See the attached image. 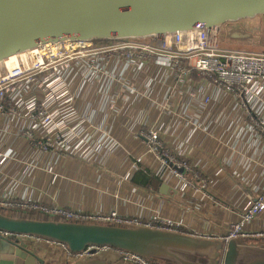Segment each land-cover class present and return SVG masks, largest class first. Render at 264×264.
Wrapping results in <instances>:
<instances>
[{"label":"built area","instance_id":"built-area-1","mask_svg":"<svg viewBox=\"0 0 264 264\" xmlns=\"http://www.w3.org/2000/svg\"><path fill=\"white\" fill-rule=\"evenodd\" d=\"M228 44L231 41L221 39L216 33L194 28L166 39L122 38L105 43L62 42L39 46L30 53L12 56L0 63V112L21 116L26 121L27 125L18 130V135L25 139L30 153L52 152L67 159L79 151L76 147L68 148L64 138L68 133L72 138L77 126L79 117L74 107H97V112L110 111L113 107H145L146 110L154 107L158 112L156 123L141 121L137 137L144 143V151L155 157L158 167H154L153 162L140 163L142 157L129 151L132 161L125 179L132 178L138 165H144L162 184L191 196L194 185L184 177L185 181L175 166L193 174L196 168H192L182 140L176 148L166 145L163 137L166 132L174 133L180 128L201 131L205 126L203 120H214L216 107L236 106L243 124L254 137L264 141V54L236 51ZM100 77L103 90L93 87ZM83 80L93 89L90 95L87 86L81 96L80 91L77 92ZM173 113V118L168 120ZM126 116L129 117V112ZM79 141L87 144V139ZM249 154L251 168L263 167V174L259 175L258 182L245 177L243 186H236L241 194L233 201V207L239 210V215L219 232L188 231L176 220L154 214L142 218L123 215L115 209L71 210L48 200H26L2 193L0 209L3 212L41 211L60 216L63 221L135 224L224 244L235 238L264 244V227L256 223L264 222V154H258L257 148L255 154L252 150ZM18 156L10 148L0 152V171L18 163ZM20 162L23 175L32 165ZM243 198L244 203H239ZM0 240L13 241L39 259L38 254L49 252L61 264L110 250L88 246L79 253H72L57 242L11 235L2 230ZM120 255L124 264H160L126 252Z\"/></svg>","mask_w":264,"mask_h":264},{"label":"crops","instance_id":"crops-1","mask_svg":"<svg viewBox=\"0 0 264 264\" xmlns=\"http://www.w3.org/2000/svg\"><path fill=\"white\" fill-rule=\"evenodd\" d=\"M236 44L227 46L233 49ZM101 80L102 77L98 83H93L97 90L104 88ZM85 82L83 80L82 87H77L80 96L85 86L89 95L93 91ZM74 108L79 117L77 126L72 138L69 133L64 138L68 148L76 147L79 151L67 159L52 152L30 153L29 145L18 135V130L27 125L26 121L21 116L0 112V152L10 148L19 154L20 161L32 165L23 175L20 161L0 171V193L26 200H48L55 206L71 210L115 209L123 215L142 218L154 214L176 220L188 231L214 233L223 231L239 215V210L233 207V201L241 194L236 186L242 187L245 177L258 182L259 175L263 174V167L251 168L249 153L252 150L255 154L257 148L258 154H264V141L254 137L243 124L239 107H216L214 120H203L205 126L201 131L180 128L163 135L171 149L182 140L184 152L191 159L192 168H196L193 174L175 166L195 186L191 196L171 186L166 193L160 194L151 187L135 186L131 178L125 179L132 161L129 151L140 155L146 165V162H153V166L158 167L155 157L144 151V143L137 137L141 121L156 123L158 112L154 107L148 110L145 107H114L101 112H97V107ZM128 112L129 117L126 116ZM66 122L67 128L70 120ZM80 138L87 139V144L79 141ZM262 163L264 165V157ZM238 202L244 203V198ZM256 223L264 227L261 220ZM37 256L44 264H61L49 252ZM117 264L124 263L120 260Z\"/></svg>","mask_w":264,"mask_h":264},{"label":"water","instance_id":"water-1","mask_svg":"<svg viewBox=\"0 0 264 264\" xmlns=\"http://www.w3.org/2000/svg\"><path fill=\"white\" fill-rule=\"evenodd\" d=\"M259 17L264 0H0V63L43 45L166 39L194 28L243 43L256 37L229 25ZM166 191L162 184L158 193ZM0 230L57 242L72 253L88 246L110 249L70 264H117L120 252L160 264H264L263 243L235 238L224 244L135 224L16 218L0 209ZM24 256L44 264L0 240V264H25Z\"/></svg>","mask_w":264,"mask_h":264},{"label":"trees","instance_id":"trees-1","mask_svg":"<svg viewBox=\"0 0 264 264\" xmlns=\"http://www.w3.org/2000/svg\"><path fill=\"white\" fill-rule=\"evenodd\" d=\"M247 22V21H245ZM245 22H242L243 26ZM105 43V42H103ZM132 183L135 186H141L144 188L151 187L155 192H157L162 185L160 179L154 175L151 171L141 167L138 165V169L136 173L131 178ZM5 214L10 215L16 218H28V219H35V220H52V221H63L64 218L60 216H52L48 215L47 213H43L41 211H32V210H9L4 211Z\"/></svg>","mask_w":264,"mask_h":264},{"label":"rangeland","instance_id":"rangeland-1","mask_svg":"<svg viewBox=\"0 0 264 264\" xmlns=\"http://www.w3.org/2000/svg\"><path fill=\"white\" fill-rule=\"evenodd\" d=\"M246 21L247 22L242 21V22H245L244 26L242 22H239V23H241L244 29L251 32L254 35V37H256V39H253L252 41L243 42V43H237L234 46L235 48H233V50L248 52V53H255V54H264V18L259 17V18H254V19L246 20ZM159 108L162 109L163 107H159ZM112 109H114V107ZM173 115L174 113L170 115L169 117H167L168 120L172 119ZM139 161L140 163H144V159L142 158L139 159ZM184 177L185 176L183 174L182 178L185 180ZM203 184H206L205 181H203ZM23 258L25 260V264H34L33 258L29 256H24Z\"/></svg>","mask_w":264,"mask_h":264},{"label":"flooded vegetation","instance_id":"flooded-vegetation-1","mask_svg":"<svg viewBox=\"0 0 264 264\" xmlns=\"http://www.w3.org/2000/svg\"><path fill=\"white\" fill-rule=\"evenodd\" d=\"M237 26H241V27H243V26L241 25V23H235V24H231V25H229V27H237Z\"/></svg>","mask_w":264,"mask_h":264},{"label":"bare ground","instance_id":"bare-ground-1","mask_svg":"<svg viewBox=\"0 0 264 264\" xmlns=\"http://www.w3.org/2000/svg\"><path fill=\"white\" fill-rule=\"evenodd\" d=\"M35 52V51H34Z\"/></svg>","mask_w":264,"mask_h":264}]
</instances>
